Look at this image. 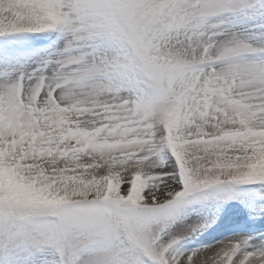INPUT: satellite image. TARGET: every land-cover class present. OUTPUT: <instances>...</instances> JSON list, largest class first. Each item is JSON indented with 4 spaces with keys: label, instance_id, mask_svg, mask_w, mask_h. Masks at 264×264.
Listing matches in <instances>:
<instances>
[{
    "label": "snow or ice",
    "instance_id": "snow-or-ice-1",
    "mask_svg": "<svg viewBox=\"0 0 264 264\" xmlns=\"http://www.w3.org/2000/svg\"><path fill=\"white\" fill-rule=\"evenodd\" d=\"M0 264H264V0H0Z\"/></svg>",
    "mask_w": 264,
    "mask_h": 264
}]
</instances>
